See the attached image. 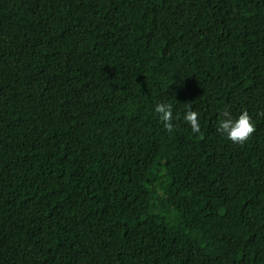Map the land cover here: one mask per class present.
<instances>
[{"label": "trees", "instance_id": "trees-1", "mask_svg": "<svg viewBox=\"0 0 264 264\" xmlns=\"http://www.w3.org/2000/svg\"><path fill=\"white\" fill-rule=\"evenodd\" d=\"M0 264H264V0H0Z\"/></svg>", "mask_w": 264, "mask_h": 264}, {"label": "clouds", "instance_id": "clouds-1", "mask_svg": "<svg viewBox=\"0 0 264 264\" xmlns=\"http://www.w3.org/2000/svg\"><path fill=\"white\" fill-rule=\"evenodd\" d=\"M154 113L162 122L166 131L172 132L174 129V106L172 103L160 102L156 103ZM201 118L197 111L192 110L191 106L184 111L183 121L186 122L193 134H201ZM256 126L252 116L247 110H241L239 114H233L225 108L218 114L216 132L234 144H245L252 134L255 132Z\"/></svg>", "mask_w": 264, "mask_h": 264}]
</instances>
